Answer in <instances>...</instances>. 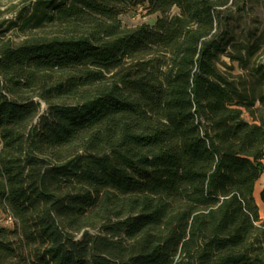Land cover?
Instances as JSON below:
<instances>
[{
    "label": "trees",
    "instance_id": "16d2710c",
    "mask_svg": "<svg viewBox=\"0 0 264 264\" xmlns=\"http://www.w3.org/2000/svg\"><path fill=\"white\" fill-rule=\"evenodd\" d=\"M241 1L47 0L50 31L0 40V257L264 264V123L216 64Z\"/></svg>",
    "mask_w": 264,
    "mask_h": 264
},
{
    "label": "rangeland",
    "instance_id": "374dc122",
    "mask_svg": "<svg viewBox=\"0 0 264 264\" xmlns=\"http://www.w3.org/2000/svg\"><path fill=\"white\" fill-rule=\"evenodd\" d=\"M47 0H0V40L19 43L33 34L50 31L47 22L53 13ZM230 20L229 45L216 62L218 69L238 91L246 96L252 105L242 107L243 117L249 122L264 123V0H244L234 7ZM159 14L150 13L146 6L138 5L127 10L120 18L124 26L141 23L153 25ZM42 111L46 105L42 103ZM264 171L255 185L254 196L259 206L263 229L261 257L264 259ZM0 227L12 228V224L0 211ZM0 264H28L22 257H0ZM262 264V263H261Z\"/></svg>",
    "mask_w": 264,
    "mask_h": 264
},
{
    "label": "built area",
    "instance_id": "2783aa9c",
    "mask_svg": "<svg viewBox=\"0 0 264 264\" xmlns=\"http://www.w3.org/2000/svg\"><path fill=\"white\" fill-rule=\"evenodd\" d=\"M8 221H11L10 219H8Z\"/></svg>",
    "mask_w": 264,
    "mask_h": 264
}]
</instances>
